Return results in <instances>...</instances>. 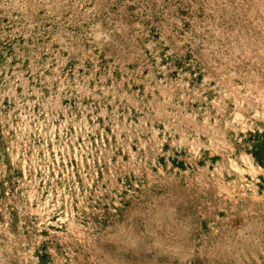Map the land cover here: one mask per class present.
<instances>
[{
	"label": "rangeland",
	"instance_id": "1",
	"mask_svg": "<svg viewBox=\"0 0 264 264\" xmlns=\"http://www.w3.org/2000/svg\"><path fill=\"white\" fill-rule=\"evenodd\" d=\"M0 264H264V0H0Z\"/></svg>",
	"mask_w": 264,
	"mask_h": 264
}]
</instances>
